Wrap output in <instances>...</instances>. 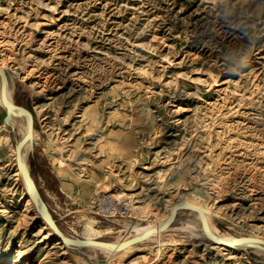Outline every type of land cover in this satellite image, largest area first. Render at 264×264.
<instances>
[{
	"label": "rangeland",
	"instance_id": "374dc122",
	"mask_svg": "<svg viewBox=\"0 0 264 264\" xmlns=\"http://www.w3.org/2000/svg\"><path fill=\"white\" fill-rule=\"evenodd\" d=\"M0 66L34 113L22 158L65 235L90 220L91 239L119 241L187 201L223 239L264 238V0H0ZM4 117L0 99V264H71L29 206L27 120ZM102 192L131 214H93ZM214 244L181 209L129 252L72 249L89 264H264L254 245Z\"/></svg>",
	"mask_w": 264,
	"mask_h": 264
},
{
	"label": "water",
	"instance_id": "95a60500",
	"mask_svg": "<svg viewBox=\"0 0 264 264\" xmlns=\"http://www.w3.org/2000/svg\"><path fill=\"white\" fill-rule=\"evenodd\" d=\"M7 72L3 66H0V99L2 104L5 107V117L4 123L7 125L10 123L11 115L14 112V109H22L27 115L28 118V127L26 132L19 138V140L15 143V158L21 173V176L26 184L27 192L30 196V199L35 206L36 210L40 213L41 218L46 222L47 226L52 230L54 234H56L61 240L65 241L70 246H79L85 247L88 244L92 245H102L107 246L113 250H121L127 246L133 245L135 243H139L144 240V238L155 231L162 230L172 224L174 221L176 213L181 209H189L199 214V221L202 225V228L207 236V239L214 242V243H221L228 246H234L242 243H260L264 244V239L256 237V236H241L237 238L235 242H226L218 237H216L210 231L206 216L204 211L192 204L183 203V204H176L172 208V212L165 224V227L159 228H150L149 230L143 232L142 234L132 235L127 238L121 239L119 241H107V240H89L85 238H73L68 237L63 233V231L58 226L56 220L54 219L52 213L50 212L48 206L44 202L38 187L32 177L30 172L29 166L22 160V147L24 144L28 143L32 139L34 124H35V117L32 109L24 104L14 102L13 100H8L6 91H7Z\"/></svg>",
	"mask_w": 264,
	"mask_h": 264
},
{
	"label": "bare ground",
	"instance_id": "6f19581e",
	"mask_svg": "<svg viewBox=\"0 0 264 264\" xmlns=\"http://www.w3.org/2000/svg\"><path fill=\"white\" fill-rule=\"evenodd\" d=\"M6 95H7V98H8V100H10L11 101V98H10V96L8 95V88H7V91H6ZM5 108V107H4ZM16 110H18V112L20 113V114H22L23 116H25V118H26V120H27V127H28V118H27V115H26V113L24 112V110H22V109H14V111H16ZM10 122H11V119H10ZM27 127L25 126V129H24V133L26 132V130H27ZM34 138V135H32V139ZM31 139V140H32ZM13 151H14V149H13ZM22 160H23V158H22ZM24 161V160H23ZM20 172V171H19ZM108 191L110 190V191H113L112 189H107ZM116 193V192H115ZM117 193H119V192H117ZM116 195V194H115ZM29 201H30V203H29V206H30V208H31V210L33 211V212H35V213H37V214H39L40 215V213L38 212V210H36V208H35V206L33 205V203H32V201H31V199H29ZM183 203H189V204H192V205H194V206H196V207H198V208H200V209H202L203 211H204V214H205V216H206V221H207V224H208V227H209V229H210V231L212 232V234H214L216 237H218V238H220V239H222V240H224V241H226V242H235L236 240H237V238L235 239V238H232V239H223L222 237H221V234L219 235L217 232H216V229L212 226V224H211V222H210V218H209V216L207 215V210L205 209V208H203V207H201L200 205H198V204H195V203H191V202H187V201H181L180 203H174V204H171V205H169L168 206V208H167V212H166V215L162 218V219H164L165 217H166V219L163 221V222H160L159 224H157V225H155V226H152V227H150V228H159V227H165V224H166V222H167V220H168V218H169V216H170V214H171V212H172V208H173V206L174 205H176V204H183ZM26 207V206H25ZM164 212V213H165ZM34 213V214H35ZM209 213V212H208ZM36 215V214H35ZM211 215V214H210ZM41 220H42V223H43V225L45 226V227H47L48 228V230L49 231H51V229L47 226V224H46V222L41 218ZM149 228V229H150ZM172 228V227H171ZM149 229H147V230H149ZM168 229H170V226H168V227H166V228H164V229H162V230H158V231H155V232H152V233H150V234H148L144 239L146 240V239H148L151 235H159L161 232H163V231H166V230H168ZM146 230V231H147ZM93 232H94V229H93V226H92V224H91V221L89 220L87 223H85V225H84V228H83V235L85 236L84 238L85 239H89V240H96V239H91V236H92V234H93ZM143 232H145V231H143ZM142 232V233H143ZM45 233H47V232H45ZM141 233V234H142ZM53 236L55 237V239L56 240H58V244H59V246H60V248H62V250H63V252L66 254V255H64L65 257H67V261H70L69 263H71V264H89L88 263V261L85 259V258H83V257H81L80 255H78V253H75L74 251H73V249H72V247L73 246H70V245H68L65 241H63V240H61L56 234H54L53 233ZM52 236V237H53ZM68 236V235H67ZM68 237H70V236H68ZM51 238V237H50ZM73 238H76V237H73ZM262 239H264V238H262ZM55 240V241H56ZM54 241V242H55ZM142 242V241H141ZM140 243V242H139ZM139 243H135V244H133V245H130V246H127V247H125L124 249H121V250H113V249H111V248H109V247H107V246H102V245H92V244H88L87 246L88 247H95V248H99V249H101V250H105V251H107V252H109V253H111V254H114V255H116V254H123V253H126V252H129L130 250H132L133 248H135V247H137L138 246V244ZM243 245H254V246H256V247H258L259 249H261V250H264V244H260V243H242ZM215 246H217V247H220V248H226V249H231L233 246H228V245H225V244H221V243H215L214 244ZM74 247H76V246H74ZM79 247V246H78ZM138 258V257H137ZM134 259V258H133ZM139 259V258H138ZM193 260H195V259H193ZM66 261V262H67ZM140 261H138V263H139Z\"/></svg>",
	"mask_w": 264,
	"mask_h": 264
},
{
	"label": "built area",
	"instance_id": "2783aa9c",
	"mask_svg": "<svg viewBox=\"0 0 264 264\" xmlns=\"http://www.w3.org/2000/svg\"><path fill=\"white\" fill-rule=\"evenodd\" d=\"M89 206L93 214L103 218L128 216L132 212L129 200L107 192H102L91 197L89 200ZM129 236L130 235L124 238ZM123 264H138V262L135 259H131Z\"/></svg>",
	"mask_w": 264,
	"mask_h": 264
},
{
	"label": "trees",
	"instance_id": "16d2710c",
	"mask_svg": "<svg viewBox=\"0 0 264 264\" xmlns=\"http://www.w3.org/2000/svg\"><path fill=\"white\" fill-rule=\"evenodd\" d=\"M31 172V171H30Z\"/></svg>",
	"mask_w": 264,
	"mask_h": 264
}]
</instances>
